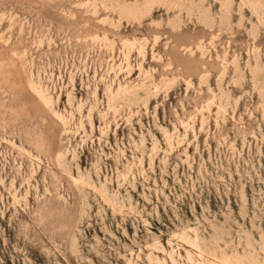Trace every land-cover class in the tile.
<instances>
[{
	"label": "rangeland",
	"instance_id": "obj_1",
	"mask_svg": "<svg viewBox=\"0 0 264 264\" xmlns=\"http://www.w3.org/2000/svg\"><path fill=\"white\" fill-rule=\"evenodd\" d=\"M0 264H264V0H0Z\"/></svg>",
	"mask_w": 264,
	"mask_h": 264
}]
</instances>
